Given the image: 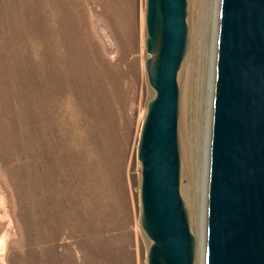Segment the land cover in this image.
I'll return each mask as SVG.
<instances>
[{"label": "rangeland", "instance_id": "374dc122", "mask_svg": "<svg viewBox=\"0 0 264 264\" xmlns=\"http://www.w3.org/2000/svg\"><path fill=\"white\" fill-rule=\"evenodd\" d=\"M187 3L186 54L193 49L196 60L187 151L179 127L180 191L198 264L219 0ZM146 7L147 0H0V264H148L138 158L155 96Z\"/></svg>", "mask_w": 264, "mask_h": 264}, {"label": "water", "instance_id": "95a60500", "mask_svg": "<svg viewBox=\"0 0 264 264\" xmlns=\"http://www.w3.org/2000/svg\"><path fill=\"white\" fill-rule=\"evenodd\" d=\"M187 0H147L148 103L138 158L148 264H195L180 191L178 74ZM205 208V264H264V0H219Z\"/></svg>", "mask_w": 264, "mask_h": 264}, {"label": "bare ground", "instance_id": "6f19581e", "mask_svg": "<svg viewBox=\"0 0 264 264\" xmlns=\"http://www.w3.org/2000/svg\"><path fill=\"white\" fill-rule=\"evenodd\" d=\"M199 1L200 0H194V2H195L196 5L199 3ZM218 5H219V3H218ZM218 9H219V6H218ZM192 14H193V19L192 20H193V24H194V26H193V36H192L193 40L192 41H197V38L199 36L198 35V32H197L198 31L197 27H198V23H200L199 22L200 17H199V15L197 13L196 8L193 9ZM217 18H218V16H217ZM217 24H218V21H217ZM195 52H196V50H195ZM195 60L196 59L194 58V50L192 49V50L189 51L188 54H186V57H185V59H184V61L182 63L181 69H180L179 74H178L179 84H180V99H179L180 112H179V117L181 116V118H180L181 119V123H180L179 127H180V135H181V138L183 139V141H182L183 143L182 144H183V147H184L185 151H187V143L189 142V141H187V139H188L187 138L188 137L187 135L189 133L188 118H189V116L192 117L191 112H190V105H191L190 93L191 92H189L190 91L189 83H190L191 73L193 72L192 70H193V66L195 64ZM214 75H215V56H214V62H213V69H211V77H212L213 80L210 79L211 80L210 87H212V104H211V113L209 112L210 115L212 114V105H213ZM209 119H210V121L208 123H210V126H211V118H209ZM208 134H209V142H210V130H209V133ZM208 155H209V153H208ZM189 170H190V168L188 167V163L186 161V156H185L184 172L189 175V173L191 172V171L189 172ZM206 175H207V179H208V167H207V174ZM189 176L191 177V174ZM205 184H206L205 189H206V199H207V185H208L207 184V180H206V183ZM191 208L193 209V213H196V209H195L196 206H195L194 201H193V205H191ZM205 208H206V202H205ZM202 219H203V217H202ZM205 225L206 224H205V218H204V221H202V227H203V233H202V237H203V241H202V243H203V258L201 259L200 263H198V264H205L204 263ZM197 241H198V239H197ZM197 247H198V245H197ZM200 253H201V250H199V252H198L199 259L201 257L200 256Z\"/></svg>", "mask_w": 264, "mask_h": 264}]
</instances>
